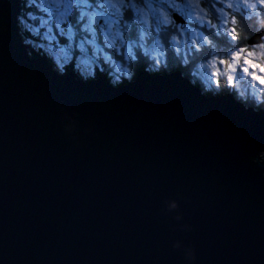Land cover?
I'll return each instance as SVG.
<instances>
[{
  "label": "water",
  "instance_id": "water-1",
  "mask_svg": "<svg viewBox=\"0 0 264 264\" xmlns=\"http://www.w3.org/2000/svg\"><path fill=\"white\" fill-rule=\"evenodd\" d=\"M15 0H0V257L16 264H264V178L240 164L264 146V116L206 99L178 76L127 87L57 77L29 60ZM79 113V145L58 105ZM91 128L86 133L84 129ZM180 193L191 232H170L160 199Z\"/></svg>",
  "mask_w": 264,
  "mask_h": 264
},
{
  "label": "clouds",
  "instance_id": "clouds-1",
  "mask_svg": "<svg viewBox=\"0 0 264 264\" xmlns=\"http://www.w3.org/2000/svg\"><path fill=\"white\" fill-rule=\"evenodd\" d=\"M16 36L31 60L43 58L57 77L112 89L141 74L178 76L206 99H227L264 116V0H15ZM7 30L0 21V32ZM60 125L79 145V113L59 104ZM86 133L91 128L84 129ZM240 164L264 178V146L242 149ZM180 193L160 199L170 232H191ZM180 264H202L197 245L171 240ZM0 264H16L0 257ZM153 264H161L159 259ZM241 264H250L245 258Z\"/></svg>",
  "mask_w": 264,
  "mask_h": 264
},
{
  "label": "bare ground",
  "instance_id": "bare-ground-1",
  "mask_svg": "<svg viewBox=\"0 0 264 264\" xmlns=\"http://www.w3.org/2000/svg\"><path fill=\"white\" fill-rule=\"evenodd\" d=\"M78 81V80H77Z\"/></svg>",
  "mask_w": 264,
  "mask_h": 264
},
{
  "label": "rangeland",
  "instance_id": "rangeland-1",
  "mask_svg": "<svg viewBox=\"0 0 264 264\" xmlns=\"http://www.w3.org/2000/svg\"><path fill=\"white\" fill-rule=\"evenodd\" d=\"M15 27V26H14Z\"/></svg>",
  "mask_w": 264,
  "mask_h": 264
}]
</instances>
